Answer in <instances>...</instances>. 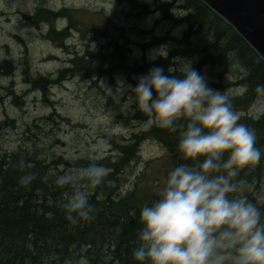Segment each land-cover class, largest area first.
I'll list each match as a JSON object with an SVG mask.
<instances>
[{
    "label": "bare ground",
    "instance_id": "1",
    "mask_svg": "<svg viewBox=\"0 0 264 264\" xmlns=\"http://www.w3.org/2000/svg\"><path fill=\"white\" fill-rule=\"evenodd\" d=\"M114 1L122 5L133 6L131 16L133 18L131 21L134 24L133 26L137 24L138 17L141 14L138 10L141 6L137 3H143V7L147 9L148 13L154 11L153 26L168 23L170 26H174V28L178 27V24L175 23L176 18L172 17V15H175L170 7L166 8L165 5L163 7H151L147 0ZM161 1L164 2L166 0ZM101 11L106 13L105 9ZM175 14L177 15V13ZM34 15L37 23L50 24L52 31L50 32L49 30L50 35L48 37L51 40L53 38L55 41L62 40L66 42L64 44L56 42V49L65 54V57L60 61L61 64L55 73L51 72L49 76H41L39 75L40 69L36 72L32 71V67H29V65L28 67L26 66L27 77H24V81L22 82V89L25 94L20 96L18 100L26 101L29 97L34 100H43L51 108V114L45 117L47 121L56 120V117L60 114L56 103L48 99L53 92V87L58 84H64L70 78L78 77L81 80L89 79L93 82V80L96 81L94 77H98L102 73L112 76L118 73L122 75L126 73L132 92V88L137 83V77L146 74L150 69L149 65L163 67L166 74L170 66L175 67L173 64L174 57H169V55L166 59L158 56L155 60L151 61L145 58L140 59L139 55H134L133 57L142 63L139 68H124L105 63L104 60L111 55L109 51L113 50L115 52V48L117 47L115 42L117 40L118 45H122L120 43L122 42L127 48L129 47L130 43L124 37H122L123 40L110 36L102 37V42L99 39L95 40L91 37L89 41L92 43L86 49L77 50V53L73 54L69 52L68 47L70 46L69 43L72 45L75 43V35L83 31L79 26V22H75L72 15L65 11H62L57 16L42 15L38 12ZM30 20L33 21L31 18ZM60 20L67 22V25L62 29L57 25ZM171 31L169 30L167 34L173 38L181 36L180 33L176 34V32L173 33ZM183 31H187V28H183ZM155 36V33L150 31L148 33V38L150 39L147 41L148 43H140V46L143 47V50L145 49L146 53L153 48L163 46V50L167 51V47H170L166 41L159 43V39L157 40ZM67 42L69 43L67 44ZM96 42H100L98 45L100 48L94 53L91 45ZM176 45L178 44L176 43ZM178 46L179 48L183 47V44H179ZM184 53L186 55H178L192 60V66L200 73L208 68V76L211 79L221 78V71H230L234 67L210 59L208 61L204 58L203 60L201 58L198 59L193 54ZM49 54L53 58L58 57L57 59H59V56L55 55L53 51ZM1 59L3 60L0 61L3 62L0 63V76L6 77L9 73L16 75L19 68H17L18 66L12 54L6 53L5 56L2 55ZM9 60L16 67L15 69L11 67L12 63ZM24 60L26 59L21 58V63H24ZM233 83L234 88H236V92H234L236 95L233 97L242 95L247 90L246 84L242 85L241 81L236 79ZM217 84L219 83L211 81L210 85L214 89ZM122 85L118 87L121 88ZM218 88L220 87L216 86V89ZM127 96H121L119 101L125 102ZM4 101V97H0V218H2L0 219V256L10 257L15 251L12 248V245L16 244L15 241L18 242L19 248L11 263L8 262L11 258H6L2 259L3 262L0 260V264H39L45 260L52 261L53 264H67V261L71 263L81 261L79 257L89 260L88 262H94L92 264H137L133 259L132 253L140 244L139 231L141 224L139 214L143 207L140 201H145L148 198V194L139 190L135 191L131 186L127 187L125 184L115 186L113 178H107V176L102 183V187L106 189L105 192H102L98 186L90 195L89 203L94 208V219L90 222H81L76 225L71 224L66 219L62 207L65 199L64 194L70 192L71 189L68 186L59 187L54 182L57 175L68 173L69 170L73 169V164L68 161L66 155H60L56 149L57 145L60 146L63 142L61 139H56L57 145H49L50 155L45 154L46 156L40 157L41 154L38 155L39 145H37L39 135L35 129L38 119L35 118L31 123L28 122L23 127L19 123V118L8 116V111L3 107ZM18 106L24 108V105ZM248 116L254 121L260 118L252 111L248 113ZM114 118L117 119L114 122L119 124L120 129L118 131H114V129L109 127H99L103 132L99 130L98 133L99 136H103L101 138L106 139L113 146V149H116L117 154L123 153L117 159L121 170L128 163H125V158L128 157L131 161L134 156V150L138 149L145 142L154 140L168 151L172 160L181 164L179 157L182 156V153L179 150H168L165 144L173 142L174 133L163 129L162 133L159 134L158 131L161 128L155 124L147 130L142 129L141 123L147 119L142 113H135L132 116L122 118L115 112ZM126 119L131 123V126L128 128H125L123 124V120ZM10 128L14 129L17 133L20 132L24 145L15 142L11 147L10 136L13 133L9 131ZM93 131V129H87L84 136L91 138ZM261 151L264 153V143ZM263 159L264 155H262L261 160ZM188 161L186 160L185 164H191ZM22 164L24 167H21ZM28 165H31V167H27ZM112 167L114 168L115 164ZM26 172H32L36 176V179L29 186L19 183L20 176ZM236 179L246 182L249 189L246 188L243 194L247 196L249 201L255 205L256 203L258 204L260 195L257 198V193H259L260 185L262 187L264 185V160L260 161L254 168L242 169ZM97 189L99 190L97 191ZM152 202L147 201L146 203L149 205ZM9 219H12L13 224L15 223L17 226L11 227V223L8 222ZM15 221H18V224ZM41 230H43V233H41ZM38 232L42 236H39ZM66 259L67 261H65Z\"/></svg>",
    "mask_w": 264,
    "mask_h": 264
},
{
    "label": "clouds",
    "instance_id": "2",
    "mask_svg": "<svg viewBox=\"0 0 264 264\" xmlns=\"http://www.w3.org/2000/svg\"><path fill=\"white\" fill-rule=\"evenodd\" d=\"M162 48L149 59H166ZM173 64L167 74L155 66L137 77L132 98L147 117L141 128L155 124L171 133L179 128L178 150L196 163L170 170L157 199L141 208L133 259L137 264H264V214L243 194L246 182L236 179L264 155L256 146V131L239 122L229 95L210 87L192 60L177 56ZM254 94L251 110L264 116V84ZM181 120L185 123L178 124ZM109 173L92 162L56 176L57 186L71 189L62 204L71 224L94 219L90 195ZM35 179L26 172L19 183L29 186Z\"/></svg>",
    "mask_w": 264,
    "mask_h": 264
},
{
    "label": "rangeland",
    "instance_id": "3",
    "mask_svg": "<svg viewBox=\"0 0 264 264\" xmlns=\"http://www.w3.org/2000/svg\"><path fill=\"white\" fill-rule=\"evenodd\" d=\"M147 2L150 3L151 7H154V0H147ZM132 7V5L119 4L114 0H0V60H3L1 59L2 55L5 56L6 53H10L18 66L17 68H19L16 75L10 74L6 78L0 76V97H4L5 104L3 107L8 111V116L19 118V123L23 127L35 118L38 119L35 129L39 135L37 145H39L38 155L41 154L40 157L50 155L49 145H57L56 139H61L63 144L57 145L56 149L60 155H66L68 161L73 164V169L86 167L92 162L103 164L110 169L107 178H113L115 186L125 184L127 187L131 186L135 191L139 190L148 194L145 201H140L145 206L147 201L156 200L159 190L163 187L166 176L171 170L172 158L168 151L155 140L147 141L134 150L131 161L128 157L124 159L125 163H128L121 170L117 159L123 153L117 154L116 149H113V146L106 139L101 138L103 136H99L98 133L99 127H109L114 131L120 129L119 124L114 122V120L117 121L114 118L115 112L122 118L140 113L133 101L131 85L126 73L124 75L118 73L113 76L102 73L98 77H94L96 81L93 80V82L89 79L81 80L78 77L70 78L64 84L54 86L48 99L54 101L58 107L60 114L56 120L47 121L45 119L51 114V108L43 100H34L31 97L27 98L26 101L18 100L20 96L25 94L22 89V82L24 77H27L26 66L30 65L31 70L35 72L40 69L39 75L41 76H49L51 72L55 73L58 70L60 61L65 57V54L56 49V42L58 44L66 42L55 41L53 38L51 40L48 37L52 31L50 24L37 23V20L34 19V14L38 10L51 11L55 13V16L65 11L72 15L75 22H79L83 34L75 35V45L67 42L70 45L68 50L73 54H76L77 50L86 49L92 43L89 41L91 37L95 40L99 39L101 42L102 37L110 36L120 40H123L122 37H124L130 43L129 47L127 48L125 44L120 43L124 45L123 48L129 51L132 57L139 55L140 59L145 58L151 61L149 59L150 54L160 47L150 49L146 53L145 49L143 50V47L140 46V43H148L147 41L150 40L148 38L150 31L156 36H162L169 30L178 34L183 28H186V25L184 26L182 23L178 24L177 28L168 23L153 26L154 11H151V14H140L137 24L133 26L134 24L131 22L133 20L131 17ZM102 9H105L106 13L101 11ZM174 10L178 14L181 11L179 8L178 11ZM57 25L62 29L67 25V22L60 20ZM99 44L100 42H96L91 45L94 53L100 48ZM51 51L58 55L59 59L50 56ZM110 52L114 53L113 50ZM163 52L162 48L161 53ZM21 58L26 59L24 63H21ZM117 66L122 67L123 65L118 63ZM11 67H14L13 63ZM237 69V67H232L230 71H221V78L218 79H211L208 76V68L204 69L201 74L206 77L210 87H212L211 81L218 82L224 89H216L217 85L214 89L225 91L226 94L232 96L236 92L233 82L239 76ZM121 84L123 85L119 88L118 86ZM94 85H96L95 88ZM121 96H127L125 102L119 101ZM18 105H24V108ZM123 124L125 128L131 126L127 119L123 120ZM87 129L94 130L91 133V138L84 136ZM9 131L13 133L10 136L11 147L15 142L24 145L20 132L17 133L12 128ZM113 164H115L114 168L112 167ZM99 187L102 192H105L106 189L102 187V184ZM258 192L257 198L260 195V199H258L256 206L264 214V185L263 187L260 185ZM79 259L81 261H76V263H71L67 259L65 261L67 264L94 263L88 262L89 260L85 258L79 257ZM39 264H53V262L45 260Z\"/></svg>",
    "mask_w": 264,
    "mask_h": 264
},
{
    "label": "trees",
    "instance_id": "4",
    "mask_svg": "<svg viewBox=\"0 0 264 264\" xmlns=\"http://www.w3.org/2000/svg\"><path fill=\"white\" fill-rule=\"evenodd\" d=\"M141 6V14L145 15L148 13L147 9L143 7V3H137ZM163 5L170 7L171 11L175 16V23H182L186 25L187 31H181V36L173 38L169 34H164L162 36H155L156 39H159V43L166 41L170 47H167L169 57H177L178 54L184 55L186 53L193 54L198 59L203 58L208 61H218L231 67H237L239 76L237 80L246 84L247 90L243 92L242 95L236 97L229 96L235 111L239 113L240 123L246 124L248 127L255 129L257 135L256 146L261 150V147L264 143V116H260L257 121H254L252 118H249L248 113L251 110L253 104V99L255 97L254 89L258 84H264V61L261 57L250 47V45L222 18H220L216 13H214L203 1L201 0H166L162 2L161 0H155L154 7H163ZM173 7V8H172ZM181 10L177 15L175 14L176 9ZM38 13L42 15L55 16V13L51 11H41L38 10ZM174 19V18H173ZM175 39V43L173 41ZM173 41V43H172ZM176 43L183 44V47L176 45ZM117 45L115 52L109 58L105 59V63H111L117 65L121 63L124 68H139L142 64L141 61H138L129 54V51H126L123 47L124 45H118V40L115 42ZM118 49V53H117ZM181 55L179 57H181ZM186 55V54H185ZM202 62V61H201ZM152 68V65L148 66ZM144 71V70H143ZM145 71H147L145 69ZM221 84H217V87L224 89ZM225 92V91H223ZM178 124L185 123L183 120L178 121ZM163 129H160L158 132L161 134ZM180 129L178 128L177 132L174 134L173 142L165 143L168 150H178V141H179ZM180 158V163L185 164L186 159H184L183 154ZM264 160V159H263ZM261 160V161H263ZM191 164H195L196 161H188ZM181 164L176 163L172 160L171 170ZM247 185V184H246ZM249 189V186L246 187ZM2 219V218H0ZM11 227L17 226L13 224V220L9 219ZM16 223L18 221H15ZM18 224V223H17ZM12 229V228H11ZM43 233V230H41ZM39 232V236H42ZM16 244L10 243L12 248L15 250L12 255L9 256H0V260L11 258L8 260L11 263L14 258L17 249L19 248L18 242Z\"/></svg>",
    "mask_w": 264,
    "mask_h": 264
},
{
    "label": "water",
    "instance_id": "5",
    "mask_svg": "<svg viewBox=\"0 0 264 264\" xmlns=\"http://www.w3.org/2000/svg\"><path fill=\"white\" fill-rule=\"evenodd\" d=\"M202 1L231 25L260 57H264V0Z\"/></svg>",
    "mask_w": 264,
    "mask_h": 264
},
{
    "label": "flooded vegetation",
    "instance_id": "6",
    "mask_svg": "<svg viewBox=\"0 0 264 264\" xmlns=\"http://www.w3.org/2000/svg\"><path fill=\"white\" fill-rule=\"evenodd\" d=\"M3 78H6V77H3ZM8 78H11V77H8ZM3 164H5V163H3ZM5 166V165H4Z\"/></svg>",
    "mask_w": 264,
    "mask_h": 264
}]
</instances>
